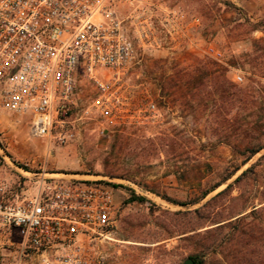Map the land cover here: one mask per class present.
<instances>
[{
  "label": "built area",
  "instance_id": "1",
  "mask_svg": "<svg viewBox=\"0 0 264 264\" xmlns=\"http://www.w3.org/2000/svg\"><path fill=\"white\" fill-rule=\"evenodd\" d=\"M122 1L0 0V114L26 122L30 138L61 145L83 119L101 135L158 124L153 93L132 80L138 50L183 49L201 22L155 0L131 1L123 19ZM85 89L92 97L82 107ZM19 172L18 190L0 183V264H96L95 242L114 231L126 184Z\"/></svg>",
  "mask_w": 264,
  "mask_h": 264
},
{
  "label": "rangeland",
  "instance_id": "2",
  "mask_svg": "<svg viewBox=\"0 0 264 264\" xmlns=\"http://www.w3.org/2000/svg\"><path fill=\"white\" fill-rule=\"evenodd\" d=\"M131 1L134 0L118 4L121 18L126 19L132 13ZM155 2L201 22L196 32L190 31V41L183 49L138 50L132 80L134 83L144 82L153 93L163 112V119L158 124L101 135L94 121L83 119L75 124L74 139L61 145L30 138L26 122L0 114V183L6 182L18 190L21 168L36 174H92L126 184L125 196L119 197L120 208L114 231L95 242L96 264H184L190 256L197 255L199 250L190 241H185V235L177 236L180 230L188 232L185 237L193 235L190 233L196 224L193 213L187 217L179 213L193 212L226 186L196 206L182 207L179 204L190 203L199 193L198 162H208L215 170H223L230 165L231 153L225 146L213 149L217 139L212 134L211 114L202 116L198 110L185 109L178 97L182 91L177 90L176 99L167 98L160 86L174 78L176 72L194 67L198 60L209 58L216 61L219 54V63H226L232 57H243L252 52V40L262 37L259 32L252 33L248 23L254 24L264 17V0ZM227 76L244 85L248 74L231 68ZM237 76L242 82L236 81ZM79 97L85 107L92 94L85 89ZM117 137L123 144L121 151L112 149ZM161 137L177 143L169 156L159 150ZM263 154L254 157L242 171ZM263 174L264 169H259V176L247 177L234 187L230 196L217 202L221 217L240 213L249 204H259L256 198L264 185ZM183 175L186 180L182 179ZM217 180L219 177L208 175L203 185L212 186ZM131 185L147 193V196L138 195L145 198L146 203H127L131 197L129 190L134 192ZM250 211L248 209V213ZM167 233L173 238L166 237Z\"/></svg>",
  "mask_w": 264,
  "mask_h": 264
},
{
  "label": "trees",
  "instance_id": "3",
  "mask_svg": "<svg viewBox=\"0 0 264 264\" xmlns=\"http://www.w3.org/2000/svg\"><path fill=\"white\" fill-rule=\"evenodd\" d=\"M248 26L252 33L262 34L261 38L252 40V52L243 57H232L226 63L209 58L198 60L194 67L176 72L174 78L160 86L167 98L176 99L177 90L182 91L178 97L185 109L198 110L202 116L211 114L212 134L217 139L213 149L225 146L231 153L230 165L223 170H215L208 162H198L199 193L190 203L179 204L196 206L226 186L193 212L179 213L186 217L193 213L196 221L190 232L192 236L185 237L188 234L185 230H180L177 236L185 235V241H190L199 250L197 255L190 256L197 264H264V185L256 198L259 204H249L240 213L224 218L216 205L225 196H230L235 186L247 177L256 178L259 169H264L263 154L242 171L254 157L264 153V17ZM231 68L247 72L244 85L228 78ZM176 144L171 138L161 137L158 146L169 156ZM122 148V141L117 137L112 149L121 151ZM208 175L219 177V180L212 186H204ZM129 191L131 197L127 203L147 202ZM248 209H251L249 213ZM166 235L173 238L169 233Z\"/></svg>",
  "mask_w": 264,
  "mask_h": 264
},
{
  "label": "water",
  "instance_id": "4",
  "mask_svg": "<svg viewBox=\"0 0 264 264\" xmlns=\"http://www.w3.org/2000/svg\"><path fill=\"white\" fill-rule=\"evenodd\" d=\"M184 264H197L192 258H188Z\"/></svg>",
  "mask_w": 264,
  "mask_h": 264
}]
</instances>
